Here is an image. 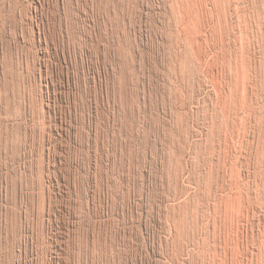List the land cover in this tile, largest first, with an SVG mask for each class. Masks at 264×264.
Segmentation results:
<instances>
[{
    "label": "rangeland",
    "instance_id": "1",
    "mask_svg": "<svg viewBox=\"0 0 264 264\" xmlns=\"http://www.w3.org/2000/svg\"><path fill=\"white\" fill-rule=\"evenodd\" d=\"M263 133L264 0H0V264H264Z\"/></svg>",
    "mask_w": 264,
    "mask_h": 264
},
{
    "label": "bare ground",
    "instance_id": "2",
    "mask_svg": "<svg viewBox=\"0 0 264 264\" xmlns=\"http://www.w3.org/2000/svg\"><path fill=\"white\" fill-rule=\"evenodd\" d=\"M225 1H226V0H225ZM237 1H238V0H237ZM214 2H215V1H214ZM216 2H217V1H216ZM232 2H233V1H232ZM173 3H174V2H173ZM192 3H193V2H192ZM182 4H183V3H182ZM182 4H181V5H182ZM200 4H201V3H200ZM213 4H214V3H213ZM217 4H218V3H217ZM223 4H224V3H223ZM174 5H175V4H174ZM177 5H178V3H177ZM196 5H197V4H196ZM171 6H172V5H171ZM206 6H207V5H206ZM218 6H219V5H218ZM176 7H177V6H176ZM181 7H182V6H181ZM202 7H204V6H202ZM238 7H239V6H238ZM172 8L175 9V7H172ZM222 8H223V7H222ZM176 9H177V8H176ZM176 9H175V10H176ZM181 9H182V8H181ZM204 9H205V8H204ZM210 9H211V8H210ZM217 9H218V8H217ZM257 9H258V8H257ZM185 10H186V9H185ZM192 10H193V8H192ZM192 10H191V11H192ZM213 10H214V9H213ZM172 11H173V10H172ZM173 12H174V11H173ZM187 12H188V11H187ZM195 12H199V11H195ZM202 12H203V11H202ZM174 13H175V12H174ZM177 13H178V12H177ZM222 13H223V12H222ZM184 14H185V13H184ZM191 14H192V13H191ZM198 14H199V13H198ZM206 14H207V13H206ZM224 14H225V13H224ZM199 15H200V14H199ZM193 16H194V15H193ZM187 17H188V16H187ZM178 18H179V17H178ZM178 18H177V20H178ZM219 18H220V17H219ZM223 18H224V17H223ZM184 19H185V17H184ZM200 19H201V18H200ZM174 20H175V19H174ZM181 20H182V18H181ZM193 20H194V19H193ZM193 20H192V21H193ZM195 20H196V19H195ZM197 21H198V20H197ZM218 21H219V20H218ZM179 22H180V21H179ZM195 22H196V21H195ZM200 22H201V21H200ZM186 23H187V22H186ZM180 24L182 25V23H180ZM188 24H190V22H189ZM215 24H216V23H215ZM207 25H208V24H207ZM211 25H212V24H211ZM194 26H195V25H194ZM222 26H223V25H222ZM175 28H176V27H175ZM187 28H188V27H187ZM187 28H186V29H187ZM259 28H260V27H259ZM186 29H185V30H186ZM197 29H198V28H197ZM185 30H184V31H185ZM188 30H189V29H188ZM191 30H192V29H191ZM199 30H200V29H199ZM184 31H183V34H184ZM200 31H201V30H200ZM190 32H191V31H190ZM194 32H195V31H194ZM198 32H199V31H198ZM256 32H257V31H256ZM186 33H187V32H186ZM188 33H189V32H188ZM199 33H200V32H199ZM176 34H177V33H176ZM180 34H181V33H180ZM193 34H194V33H193ZM200 34H201V33H200ZM186 35H187V34H186ZM196 35H197V34H196ZM196 35H195V36H196ZM187 37H188V35H187ZM210 37H211V36H210ZM204 38H205V37H204ZM187 39H188V38H187ZM215 39H216V38H215ZM192 40H193V38H192ZM203 40H204V39H203ZM206 40H207V39H206ZM186 41H187V40H186ZM190 41H191V40H190ZM194 41H195V40H194ZM194 41H193V42H194ZM183 42H184V41H183ZM206 42H208V41H206ZM209 42H210V41H209ZM194 43H195V42H194ZM221 43H222V42H221ZM198 44H199V43H198ZM201 44H202V42H201ZM208 45H209V44H208ZM186 47H187V46H186ZM192 47H193V46H192ZM212 47H213V46H212ZM193 48H194V47H193ZM198 48H199V47H198ZM198 48H197V49H198ZM195 49H196V48H195ZM202 49H203V48H202ZM202 49H201V50H202ZM198 51H199V50H198ZM211 51H212V50H211ZM187 52H188V51H187ZM195 52H196V51H195ZM190 53H191V52H190ZM202 53H203V52H202ZM202 53H201V54H202ZM183 54H184V53H183ZM199 54H200V53L198 52V55H199ZM201 54H200V56H201ZM206 54H207V53H206ZM198 55H197V56H198ZM203 55H204V54H203ZM203 55H202V56H203ZM175 56H176V55H175ZM222 56H223V55H222ZM187 57H188V55H187ZM208 57H209V56H208ZM175 59H176V57H175ZM181 59H182V57H181ZM191 59H192V58H191ZM196 59H197V58H196ZM209 59H210V57H209ZM176 60H177V59H176ZM173 61H174V60H173ZM186 61H188V60H186ZM197 61H198V60H197ZM213 61H214V60H213ZM198 62L200 63V61H198ZM215 62H216V60H215ZM223 62H224V61H223ZM178 63H179V62H178ZM183 63H184V62H183ZM216 63H217V62H216ZM244 63H245V62H244ZM175 64H176V63H175ZM175 64H174V65H175ZM196 64H198V63H196ZM202 64H203V63H202ZM211 64H212V63H211ZM225 64H226V63H225ZM185 65H186V64H185ZM215 65H217V64H215ZM215 65H214V66H215ZM244 65H245V64H244ZM178 66H179V65H178ZM187 66H188V65H187ZM226 66H227V65H226ZM226 66H225V67H226ZM193 67H194V66H193ZM200 67H201V66H200ZM249 67H250V66H249ZM176 68H177V67H176ZM176 68H175V69H176ZM182 68H183V67H182ZM189 68H190V67H189ZM220 68H221V67H220ZM184 69H185V68H184ZM191 69H192V68H191ZM194 69H195V68H194ZM222 69H223V68H222ZM244 69H245V67H244ZM246 69H247V68H246ZM181 70H182V69H181ZM181 70H180V71H181ZM195 70H197V69H195ZM208 70H209V69H208ZM219 70H220V69H219ZM229 70H230V69H229ZM190 71H191V70H190ZM198 71H199V70H198ZM221 71H222V70H221ZM233 71H234V70H233ZM237 71H238V70H237ZM250 71H251V70H250ZM187 72H188V71H187ZM199 72H200V71H199ZM217 72H218V71H217ZM193 73H194V72H193ZM214 73H215V72H214ZM238 73H239V72H238ZM195 74H196V72H195ZM204 74H205V73H204ZM229 74H230V73H229ZM231 74H232V73H231ZM236 74H237V73H236ZM178 75H179V74H178ZM215 75H216V74H215ZM240 75H241V74H240ZM182 76H183V75H182ZM238 76H239V75H238ZM202 77H203V75H202ZM227 77H228V76H227ZM227 77H226V78H227ZM232 77H233V76H232ZM180 78H181V76H180ZM183 78H184V76H183ZM234 78H235V77H234ZM242 78H243V77H242ZM246 78H247V77H246ZM185 79H186V78H185ZM200 79H201V78H200ZM213 79H214V78H213ZM248 79H249V78H248ZM248 79H247V80H248ZM252 79H253V77H252ZM206 80H207V79H206ZM209 80H210V79H209ZM215 80H216V78H215ZM188 81H190V80H188ZM216 82H217V81H216ZM216 82H215V83H216ZM221 82H222V81H221ZM248 82H249V81H248ZM231 83H232V82H231ZM235 83H236V82H235ZM238 83H239V82H238ZM244 83H245V82H244ZM210 84H212V83H210ZM246 84H247V83H246ZM217 85H218V84H217ZM217 85H216V86H217ZM237 86H238V85H237ZM242 86H243V84H242ZM248 86H249V85H248ZM224 87H225V86H224ZM231 87H232V86H231ZM206 88H207V87H206ZM216 88H217V87H216ZM216 88H215V90H216ZM237 88H238V87H237ZM245 88H246V87H245ZM251 89H252V88H251ZM217 90H219V89H217ZM233 90H234V89H233ZM233 90H231V92H232ZM237 90H238V89H237ZM240 90H241V87H240ZM246 90H247V89H246ZM253 90H254V89H253ZM210 91H211V90H210ZM219 92H220V91H219ZM219 92H218V93H219ZM251 92H252V91H251ZM216 93H217V92H216ZM229 93H230V92H229ZM243 93H244V91H243ZM226 94H227V93H226ZM215 95H216V97L218 98V96H217L218 94H215ZM211 96H212V95H211ZM211 96H210V98H211ZM230 96H231V95H230ZM228 97H229V96H228ZM230 99H231V98H230ZM245 99H246V98H245ZM212 100H213V99H212ZM212 100H211V101H212ZM231 100H233V99H231ZM250 100H251V99H250ZM225 101H226V99H225ZM255 101H256V100H255ZM215 102H216V101H215ZM234 102H235V101H234ZM239 102H240V101H239ZM245 102H247V101H245ZM212 104H213V103H212ZM220 104H221V103H220ZM251 104H252V103H251ZM225 105H226V104H225ZM237 105H238V104H237ZM242 105H243V104H242ZM213 107H214V106H213ZM224 107H225V106H224ZM230 107H231V106H230ZM218 108H219V106H218ZM245 108H246V107H245ZM236 109H237V108H236ZM236 109H235V110H236ZM239 109H240V108H239ZM248 109H249V108H248ZM222 110H223V109H222ZM225 111H226V110H225ZM225 111H224V112H225ZM229 111H231V110H229ZM231 112H233V111H231ZM246 112H247V111H246ZM215 113H216V112H215ZM215 113H214V114H215ZM223 114H224V113H223ZM224 115H225V114H224ZM226 116H227V115H226ZM242 116H243V115H242ZM247 116H248V115H247ZM245 117H246V116H245ZM260 117H261V115H260ZM225 118H226V117H225ZM225 118H224V119H225ZM229 119H230V118H229ZM242 119H244V118H242ZM228 121H229V120H228ZM225 123H226V122H225ZM181 125H182V123H181ZM225 125H226V124H225ZM206 126H207V125H206ZM221 126H222V125H221ZM183 128H184V127H183ZM185 128H186V127H185ZM222 128H224V126H223ZM227 129H228V128H227ZM221 132H222V131H221ZM228 132H229V131H228ZM263 134H264V133H263ZM224 135H225V134H224ZM206 137H207V136H206ZM223 142H224V141H223ZM225 145H226V143H225ZM208 184H209V183H208ZM211 188H212V187H211ZM211 188H210V189H211ZM182 189H183V188H182ZM189 192H190V191H189ZM198 193H199V192H198ZM201 193H202V192H201ZM202 194H203V193H202ZM214 194H215V193H214ZM238 194H239V193H238ZM219 195H220V194H219ZM207 196H209V195H207ZM239 196H240V195H239ZM195 197H196V196H195ZM222 197H223V196H222ZM240 197H242V196H240ZM186 198H187V197H186ZM189 199H190V198H189ZM208 199H209V198H208ZM236 199H237V198H236ZM256 199H257V198H256ZM200 200H201V199H200ZM247 202H248V201H247ZM241 203H242V202H240V204H241ZM225 204H226V203H225ZM179 206H180V205H179ZM213 206H214V205H213ZM232 206H233V205H232ZM237 207H238V206H237ZM240 207H241V205H240ZM186 208H187V207H186ZM198 208H199V207H198ZM226 208H227V207H226ZM230 208H231V207H230ZM173 209H174V208H173ZM180 209H181V208H180ZM247 209H248V208H247ZM247 209H246V210H247ZM226 210H227V209H226ZM169 212H170V211H169ZM193 212H194V211H193ZM193 212H192V213H193ZM253 212H254V211H253ZM180 213H181V211H180ZM195 213H196V212H195ZM189 214H190V213H189ZM198 215H199V214H198ZM187 217H188V216H187ZM242 217H243V216H242ZM176 218H177V217H176ZM179 218H180V217H179ZM184 218H185V217H184ZM223 218H224V217H223ZM246 218H247V217H246ZM244 220H245V219H244ZM176 221H177V220H176ZM182 221H183V220H182ZM227 221H228V220H227ZM194 222H196V220H195ZM216 222H217V221H216ZM225 222H226V221H225ZM196 223H198V222H196ZM196 223H195V224H196ZM227 223H228V222H227ZM174 224H175V223H174ZM174 224H173V226H174ZM195 224H194V225H195ZM216 225H217V224H216ZM224 225H225V224H224ZM257 225H258V224H257ZM259 225H260V224H259ZM186 226H187V225H186ZM175 227H176V226H175ZM193 227H194V226H193ZM227 227H228V226H227ZM180 228H181V227H180ZM180 228H179V229H180ZM202 228H203V227H202ZM202 228H201V229H202ZM214 230H215V229H214ZM228 230H229V229H228ZM180 231H181V230H180ZM184 231H185V230H184ZM193 231H194V230H193ZM218 231H219V230H218ZM216 232H217V231H216ZM220 232H221V231H220ZM231 232H232V231H231ZM258 232H259V231H258ZM184 233H185V232H184ZM204 233H205V232H204ZM209 233H210V232H209ZM180 234H181V233H180ZM180 234H179V235H180ZM233 234H234V233H233ZM173 235H174V234H173ZM176 235H177V234H176ZM187 235H188V234H187ZM223 235H224V234H223ZM182 236H183V235H182ZM192 236H193V235H192ZM220 236H221V235H220ZM236 236H237V235H236ZM238 236H239V235H238ZM189 237H190V236H189ZM180 238H181V237H180ZM182 238H184V237H182ZM186 238H187V237H186ZM204 238H205V236H204ZM212 238H213V237H212ZM220 238H221V237H220ZM238 238H239V237H238ZM193 239H194V238H193ZM224 239H226V238H224ZM177 240H178V238H177ZM211 240H212V239H211ZM173 241H174V240H173ZM224 241H225V240H224ZM231 241H232V240H231ZM184 243H185V242H184ZM216 243H217V242H216ZM177 244H178V243H177ZM181 244H182V243H181ZM185 244H186V243H185ZM193 244H194V243H193ZM209 244H210V243H209ZM225 244H226V243H225ZM225 244H224V245H225ZM243 244H244V243H243ZM205 245H206V244H205ZM220 245H221V244H220ZM175 247H176V246H175ZM208 247H209V246H208ZM215 247H216V246H215ZM185 248H186V247H185ZM203 248H204V247H203ZM210 248H211V247H210ZM247 248H248V247H247ZM220 249H221V248H220ZM223 249H224V248H223ZM226 249H227V248H226ZM178 250H179V249H178ZM197 250H198V249H197ZM205 250H206V249H205ZM224 250H225V249H224ZM230 250H231V249H230ZM184 251H185V250H184ZM203 252H205V251H203ZM206 252H207V251H206ZM195 253H196V252H195ZM255 253H256V252H255ZM180 254H181V253H180ZM193 254H194V252H193ZM206 254H207V253H206ZM208 254H209V253H208ZM217 254H218V253H217ZM198 255H199V254H198ZM213 255H214V254H213ZM215 255H216V253H215ZM223 255H224V254H223ZM252 255H253V254H252ZM255 255H256V254H255ZM236 256H237V255H236ZM217 257H218V256H217ZM223 257H224V256H223ZM209 258H210V257H209ZM230 258H231V257H230ZM234 258H235V257H234ZM247 258H248V257H247ZM219 259H220V258H219ZM242 259H243V258H242ZM244 259H245V258H244ZM252 259H253V258H252ZM203 260H204V259H203ZM233 260H234V259H233ZM246 261H247V260H246ZM249 261H250V260H249ZM260 261H261V260H260ZM206 262H207V261H206ZM235 262H237V261H235ZM209 263H210V261H209ZM227 263H228V262H227ZM252 263H253V262H252ZM262 263H263V262H262ZM211 264H212V263H211ZM236 264H237V263H236Z\"/></svg>",
    "mask_w": 264,
    "mask_h": 264
}]
</instances>
